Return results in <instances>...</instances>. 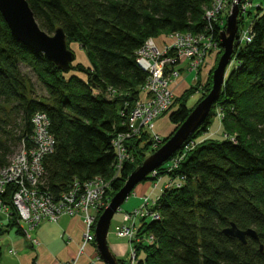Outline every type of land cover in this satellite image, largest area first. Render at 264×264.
<instances>
[{
	"label": "trees",
	"instance_id": "16d2710c",
	"mask_svg": "<svg viewBox=\"0 0 264 264\" xmlns=\"http://www.w3.org/2000/svg\"><path fill=\"white\" fill-rule=\"evenodd\" d=\"M212 1L28 0L43 30L52 34L60 26L67 41L84 50L89 65L71 63L67 71L19 42L0 13V170L10 164L18 146L15 154L23 146L35 147L33 118L43 113L54 143L41 158L39 189L57 199L76 182L102 176L110 180L106 193L110 200L148 149L130 142L136 160L123 163L115 176L112 141L128 131L148 75L138 48L149 37L205 30L204 14ZM248 15L253 38L234 47L241 65L229 72L208 117L183 143L194 141L195 146L170 171L181 183L166 186L157 198L153 208L159 218L140 221L137 236L151 240L135 242L136 264H264V5ZM21 65L43 84L46 97L31 93ZM218 104L224 112L217 118L222 138L205 137ZM193 108L180 102L170 121L179 126ZM173 157L156 169L159 175L154 180L165 173ZM15 189L14 184L7 185L0 202L10 213L7 226L24 235L12 200ZM231 223L255 229L258 238L248 236L243 243L226 235L223 230ZM5 231L0 228V237ZM2 257L0 244V262Z\"/></svg>",
	"mask_w": 264,
	"mask_h": 264
},
{
	"label": "built area",
	"instance_id": "2783aa9c",
	"mask_svg": "<svg viewBox=\"0 0 264 264\" xmlns=\"http://www.w3.org/2000/svg\"><path fill=\"white\" fill-rule=\"evenodd\" d=\"M213 1L205 10L204 18L207 24L205 32L177 31L159 37H149L138 48L139 59L146 60L148 64V75L140 88V97L135 101L130 114L128 131L117 134L112 141L116 151L115 164L118 168L115 176L119 173L123 163L132 161L130 160L132 154L128 139L138 134L139 124L149 123L171 105V84L180 75V70L185 68L187 72L196 73L205 62L208 54L212 50H216L219 45L221 47L220 32L225 29L223 28L225 21L224 19L219 20L218 15L222 13L225 4L223 0ZM239 5V14L242 13L243 18L240 31L236 34L234 41L237 47L251 42L253 38L251 17L248 16V12L254 6L250 0H242ZM258 6L260 4H256L255 7ZM217 13L219 14L217 15ZM240 65L241 63L236 60L233 53L227 65V72L238 68ZM232 109L231 107L230 110ZM223 114L221 107L217 111V118L221 119ZM33 122L35 124V147L27 150L23 146L13 156L10 164L0 170V193L5 191L7 185H15L16 189L12 200L18 212L17 222L21 224L24 236L29 238L33 245L38 244V239L31 237L30 231L38 224L44 221H57L62 215L81 216L85 224L82 244L78 253L66 263L77 264L86 246L95 243L97 219L110 201L106 196L110 188V180L96 176L83 184L76 182L57 199L49 192L40 190L38 184L42 174L41 158L52 150L54 139L48 132L49 120L45 114H36ZM154 136L152 146L155 148V146L158 147L161 138L156 133ZM194 146V141L183 145L178 151L179 153L173 155L172 163L168 168L170 170L177 168L187 151ZM156 174L157 170H154L149 176L153 177ZM180 183L181 181L174 185L179 186ZM168 186L173 185L169 184ZM143 201L138 208L131 212H125L122 223L114 227L116 234L121 238H128L131 244L130 256L126 264H136L137 261L135 242L138 238L140 223L136 225V219L159 218L158 213L153 208L156 201H153V207L148 205V197H145ZM6 208L0 204V212L7 213ZM147 240L150 241L151 236H148ZM95 262L104 264L99 254H97Z\"/></svg>",
	"mask_w": 264,
	"mask_h": 264
},
{
	"label": "water",
	"instance_id": "95a60500",
	"mask_svg": "<svg viewBox=\"0 0 264 264\" xmlns=\"http://www.w3.org/2000/svg\"><path fill=\"white\" fill-rule=\"evenodd\" d=\"M240 1L234 0L231 14L226 19V27L220 32L223 52L212 72V85L208 94L197 103L163 145L145 158L130 173L124 185L113 195L108 205L99 215L95 225V244L105 264H119L107 241L111 221L116 212L120 210L121 205L131 194L134 187L145 180L161 164L168 161L189 136L203 124L212 106L220 97L228 73L227 65L234 53V41L238 29V4ZM0 13L11 34L19 42L35 52L44 54L60 69L69 70L75 58V53L68 46L67 36L62 27H56L52 34L43 30L38 24L28 0H0ZM223 232L226 235L238 238L243 243H246L248 236L258 238L255 229H240L235 223H231L230 226L224 228Z\"/></svg>",
	"mask_w": 264,
	"mask_h": 264
},
{
	"label": "rangeland",
	"instance_id": "374dc122",
	"mask_svg": "<svg viewBox=\"0 0 264 264\" xmlns=\"http://www.w3.org/2000/svg\"><path fill=\"white\" fill-rule=\"evenodd\" d=\"M233 2H234V0H223L225 7H224L221 14L217 13V15L219 14L218 15L219 20L224 19L225 27H226V19L231 14V11H232ZM250 2L252 3V5L254 7L256 6V4L264 5V0H250ZM238 6H240V5L238 4ZM250 8H252V7H250ZM253 8L251 10H253ZM242 16H243L242 13L241 14L238 13L237 33H238V31H240V28H241V23H242L241 20L243 18ZM199 32H205V30H201ZM68 46L75 53V58H74L72 64H77L80 62V63H84L86 65H89V60L86 57L84 50L81 48L79 43H77L75 41H69ZM218 47H217L218 49L216 48V50H212L208 54L205 62L202 64V66H200L198 68L196 73L195 72H187V70L185 68L180 70V75L177 78H175V80H173V83L171 84V89H172V103H171V105L165 111H163L160 115H158L156 118L152 119L149 123L144 124V125L139 124L140 129H139L138 134H136V135H134L128 139L129 142H136V145L138 147L148 146V149L145 153V157H144L143 161L150 154H152L154 151H156L160 146H162L163 143L174 133L175 129H177V127H178L176 124H173L171 122L173 124V127H174L172 132L169 134H166V135H162L161 133H158L154 129L155 120H157L160 116H163V115H168V117H169L170 113L178 106V104L180 102H183V101L186 103V106L188 108H193L197 105V103L203 97H205L208 94V92L211 88V85H212V72L215 69V67L217 66L218 60H219V58L223 52L222 47H220V45ZM140 62L142 63V65L146 69L148 68V64H147L146 60L142 59V60H140ZM21 70L26 75V77L28 79V88L31 91V93L36 97H40V98L46 97L47 91H46L45 87L37 79V77L34 75V73L31 71V69L25 65H21ZM228 74H229V72L227 73V76H228ZM227 76H226V78H227ZM190 88H192V90H191V92H188ZM207 88H209V89L207 90ZM109 97H110V95H109ZM220 108H221V106L219 104L216 105V107H215L216 117H214L212 119V122L210 124V128H209L208 132L203 136H205V137L211 136L215 139H221L222 138V130L219 126V121L217 119V117H218L217 111ZM154 133H156L161 138V141L158 144V147L155 146V148L152 146L154 144V139H155ZM223 136H229V135L223 134ZM230 137L232 139H234L235 134H232ZM128 144H130V143H128ZM18 149H19V146H18V148H16L15 152ZM15 152L13 153L14 155H15ZM130 153L132 154V157H130V160L135 162V160H136L135 155H133V153L131 151H130ZM11 157H13V156H11ZM170 171H172V170L167 168L165 170V173L160 175V176H168L170 178V181H169V183H167L166 186H168L169 184L174 185V184L179 183L181 181L180 178L175 179V177H174V179H173V177L170 176ZM158 175H159V173L157 172V174L155 176H153V177L150 176L149 178H146V179L154 180V178L157 177ZM158 193H160L159 189H158ZM155 198H156V196H153L150 198L148 197V201H149L148 205L149 206L153 207L152 203L155 200ZM130 200H132V199H130ZM155 201H157V200H155ZM127 202H131V201L126 200L121 205L120 210L118 212H116V214L114 215L112 222H111V226L109 228L108 236H107V241H108L110 250L116 255V258L120 261H127L128 260V258L130 256V245L131 244H130V241L128 238H120L116 234L114 227L117 224L122 223V220H120L123 217L122 212L125 213V212H131L132 211V210L123 211L128 204ZM0 204H2V203H0ZM155 204H156V202H155ZM155 204H154V206H155ZM6 209H7L6 210L7 214L9 216L10 213H9L8 207ZM148 218L149 217H146V220H148ZM141 220H142V218H137L136 219V225H138ZM137 237L138 238L136 239V242L139 240H143L145 242H148L147 237H144V238H140L139 236H137ZM1 243L3 244L4 241Z\"/></svg>",
	"mask_w": 264,
	"mask_h": 264
},
{
	"label": "crops",
	"instance_id": "0c3cea01",
	"mask_svg": "<svg viewBox=\"0 0 264 264\" xmlns=\"http://www.w3.org/2000/svg\"><path fill=\"white\" fill-rule=\"evenodd\" d=\"M173 128L168 115L160 116L154 122L155 131L162 135L171 133ZM169 181L168 176H161L158 180H143L127 197L126 200L131 202H127L123 211L138 208L145 197L156 196L155 200H157ZM122 219L123 217L120 220ZM8 222L7 213L0 212V228L6 230L0 237L3 251L0 264H66L78 253L85 230L81 216L62 215L57 221H44L30 231L31 237L38 239V244L33 245L29 238L17 233L15 227H8ZM97 254L99 253L96 244L90 243L79 257L77 264H99L95 262Z\"/></svg>",
	"mask_w": 264,
	"mask_h": 264
},
{
	"label": "bare ground",
	"instance_id": "6f19581e",
	"mask_svg": "<svg viewBox=\"0 0 264 264\" xmlns=\"http://www.w3.org/2000/svg\"><path fill=\"white\" fill-rule=\"evenodd\" d=\"M241 2H239V4H240ZM238 9H239V6H238Z\"/></svg>",
	"mask_w": 264,
	"mask_h": 264
}]
</instances>
